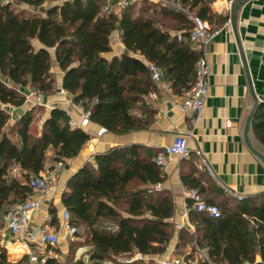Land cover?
Instances as JSON below:
<instances>
[{
  "label": "trees",
  "instance_id": "obj_1",
  "mask_svg": "<svg viewBox=\"0 0 264 264\" xmlns=\"http://www.w3.org/2000/svg\"><path fill=\"white\" fill-rule=\"evenodd\" d=\"M16 1L32 7L33 13L17 10L13 0H0V219L32 195L30 180L41 175L49 160L76 157L90 139L85 129L69 124L70 116L61 107L51 109L37 134L31 132L37 106L27 109L5 131L11 116L7 106L25 103L21 88L36 89L45 96L57 90L53 57L63 72L62 88L90 111V120L124 134L146 129L154 120L156 109L146 96L156 89L157 81L149 64L161 69L175 94L189 91L203 56V50L195 49L190 40L194 18L208 20L214 29L229 18L213 11L214 0H159V5L134 0L121 14L105 11L106 0ZM46 3L50 5L44 7ZM137 4H141L138 10ZM117 30L126 51L108 57L113 49L111 35ZM254 128L264 143V108ZM159 152L152 154L140 144L113 146L68 179L62 203L71 212L76 234L79 228L86 229L90 262L104 263L134 252L165 253L176 232L175 203L167 189L152 187L165 180L155 162ZM185 159L192 165L182 181L202 195L209 177L199 167L197 154ZM14 167L20 172L11 176ZM201 198L218 205L221 216L212 218L197 211L188 199L195 232L178 230L184 241L180 245L194 240L195 249H206L203 264L264 261V192L231 202ZM49 211L51 223L58 226L57 209L52 206ZM56 247L48 246V250ZM0 264H14L4 248H0ZM43 264L62 263L48 257ZM69 264L87 263L79 257Z\"/></svg>",
  "mask_w": 264,
  "mask_h": 264
},
{
  "label": "crops",
  "instance_id": "obj_2",
  "mask_svg": "<svg viewBox=\"0 0 264 264\" xmlns=\"http://www.w3.org/2000/svg\"><path fill=\"white\" fill-rule=\"evenodd\" d=\"M232 2L233 0H214L212 2L211 7L216 14L228 15L229 18L225 23L216 27L218 32L206 46L203 48L193 46L195 49L203 50L210 69L209 95L203 109L199 112L182 113L174 103L187 92L182 95L175 94L168 82L163 79L156 80V89L146 96L147 102L156 109V114L153 122L146 129L116 134L91 120L82 123L81 104L75 103L73 96L68 91L61 92L63 72L56 59H53L52 71L59 75L57 90L55 93L43 97L45 105L40 107H44L46 114L38 124L37 133L40 132L51 109L61 107L69 110L70 119L81 123L79 127L90 134V139L79 155L64 161H51L41 173V176L48 178V187L46 190L32 193L42 200L41 209L35 211L32 216L33 226L44 223L53 226L60 238L58 245L66 238L71 241L82 238H77L76 235L73 238L67 236L62 227L64 209L62 193L68 179L86 162H94L96 154L105 152L113 146L140 144L154 154L156 150L169 145L180 133L187 134L190 153L198 152L204 156L215 173V177L210 176L202 167L198 156L199 167L209 177V183H205L206 190L200 195L201 197L215 202L236 199L225 193L224 186L243 197L264 192V166L248 149L243 140V124L248 114L251 98L242 58L230 22ZM237 29L255 90L258 95L264 96V0H247L238 8ZM111 45L113 49L111 53L107 54L108 57L120 55L126 51L118 30L111 35ZM30 90V87L21 88L24 94L29 93ZM7 109L11 116L5 131H9L16 120L30 107L28 103H24L19 107L7 106ZM262 144L264 143L262 142ZM190 165L192 164L188 159L183 160V158L177 157L166 170H162L165 176L162 188L170 192L175 203L172 221L176 232L165 253L145 255L146 263L150 260L156 262L158 258L171 250L177 254L200 253L204 256L206 253V249L202 251L195 249L197 245L194 240L180 245L184 241H181L178 235V230L181 228H185L191 233L195 232V226L189 217V198L186 195L189 188L182 181V175L190 172ZM19 172L20 168L14 167L11 169L10 175L15 176ZM156 185L152 186L154 190L157 189ZM52 206L57 209L58 226L52 224V220L47 219L48 215L52 216L49 211ZM81 229L86 237V229L79 228V230ZM5 238L8 243L2 248L5 249L8 260L17 264L22 261V258H26V261H22V263L31 264L28 259L27 246L8 231ZM81 244L76 252L77 258L83 256L87 258L90 246L85 243ZM43 250L47 257H51L49 254L51 250H48V247ZM138 254L140 253L134 252L127 255L133 258Z\"/></svg>",
  "mask_w": 264,
  "mask_h": 264
},
{
  "label": "built area",
  "instance_id": "obj_3",
  "mask_svg": "<svg viewBox=\"0 0 264 264\" xmlns=\"http://www.w3.org/2000/svg\"><path fill=\"white\" fill-rule=\"evenodd\" d=\"M133 1L134 0H106L103 9L107 12L121 14V12ZM194 21L195 25L190 32V40L193 46L203 48L212 40L218 31L217 29H214L212 24L206 19L195 17ZM178 37L181 39V35ZM149 66L155 80L163 79V73L159 67L154 64H149ZM209 76V65L203 55L197 62L196 79L193 86L185 95L175 101V107L184 114L201 111L209 95ZM64 91L66 90L62 88L61 92ZM43 97L44 95L39 90L31 89L29 93L25 94V103H28L30 108L42 106L45 105ZM81 108L82 123H86L90 120V111L85 109L82 105ZM66 111L69 114V110ZM69 124L73 127H79L81 125V123L73 119L69 120ZM187 138V134L180 133L174 137L169 145L160 149V152L155 158V162L161 170H166L175 158H185L189 156L190 150ZM196 154L200 157V162L204 170L210 176L215 177L213 168L208 160L198 152ZM30 186L32 187L33 192L46 190L48 187V178L41 175L32 177L30 180ZM156 188L161 189L162 184L158 183ZM224 191L238 200L243 198L242 195L225 186ZM186 195L193 201V207L197 211L204 212L212 218H219L221 216L220 207L203 200L197 189L189 188ZM41 207L42 200L39 197L31 195L22 203L15 204L6 214H4L0 219V248L8 243L5 238L6 232L8 231L17 236L27 246L28 259L31 264H43L48 258L44 254L43 248L57 246L60 238L57 230L49 224L44 223L39 224L38 226L32 225V216L34 212L41 209ZM213 209H215V211H212ZM47 219L51 221L52 216L48 215ZM62 219V227L67 236L73 238L77 232V228L71 224V212L65 207L63 209ZM145 259L146 256L140 253L131 258L130 262L144 261ZM203 261L204 258L199 259L190 254H177L172 250L156 260L157 264H203Z\"/></svg>",
  "mask_w": 264,
  "mask_h": 264
},
{
  "label": "water",
  "instance_id": "obj_4",
  "mask_svg": "<svg viewBox=\"0 0 264 264\" xmlns=\"http://www.w3.org/2000/svg\"><path fill=\"white\" fill-rule=\"evenodd\" d=\"M247 0H233L231 6V15L230 22L233 28V32L237 41L238 49L242 58L244 70L247 77V82L249 86V94L251 98V102L249 105L248 114L243 124V140L248 149L255 155V157L261 162L264 166V144L256 137L255 134V122L257 118V114L264 108V96H260L257 94L254 82L250 73L247 57L245 54V50L243 44L240 40V36L237 29V10L238 8L244 4ZM253 264H264V261L258 260Z\"/></svg>",
  "mask_w": 264,
  "mask_h": 264
},
{
  "label": "rangeland",
  "instance_id": "obj_5",
  "mask_svg": "<svg viewBox=\"0 0 264 264\" xmlns=\"http://www.w3.org/2000/svg\"><path fill=\"white\" fill-rule=\"evenodd\" d=\"M158 1L159 0H151V3H152V5H154V4H157ZM13 5L19 11L25 10L26 13L29 14V15L33 13V10H32L33 8L27 6L24 3H21V2H18L16 0H13ZM48 5H50V3H46L44 5V7H46ZM157 5H159V4H157ZM140 6H141V4H137L135 9L138 10L140 8ZM53 59H54V57H53ZM58 76L59 75H56V78ZM45 114H46V112H45L44 107H40L39 106L37 108V110H36V117H35V120H34V122L32 124V127H31V132L32 133L36 134L38 132L37 131L38 124L41 121V119H43ZM49 161L51 162V160H49ZM84 236L85 235H83V230L82 229L79 230V232L76 234V237L77 238L78 237H82V238L76 239L75 241H71L69 238H66L63 241H61V243L56 247V250H51L49 254L51 255V257H54L58 262H60L62 264H69L70 262H74L75 259L77 258V254L75 255L73 251H74L75 247L77 246V243L86 242L87 237H84ZM70 247L72 249L69 251ZM186 254H189V253H186ZM191 255L192 256H196L199 259L204 258V256H202L200 253L199 254H194L193 253ZM83 257L85 258L87 264H94V262H90L86 258V256H83ZM130 260H131V256L130 255H118V256L113 257L112 261H106L104 263H98V264H156V262L154 260H150L147 263L145 261L144 262L143 261H136V262L132 263V262H130ZM22 264H25V263L23 262Z\"/></svg>",
  "mask_w": 264,
  "mask_h": 264
},
{
  "label": "clouds",
  "instance_id": "obj_6",
  "mask_svg": "<svg viewBox=\"0 0 264 264\" xmlns=\"http://www.w3.org/2000/svg\"><path fill=\"white\" fill-rule=\"evenodd\" d=\"M212 211H215V209H213Z\"/></svg>",
  "mask_w": 264,
  "mask_h": 264
}]
</instances>
